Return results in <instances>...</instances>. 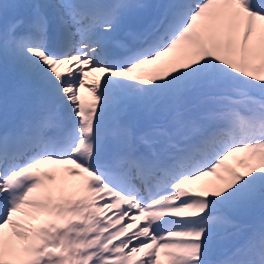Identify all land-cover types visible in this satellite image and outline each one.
Returning <instances> with one entry per match:
<instances>
[{
	"label": "snow or ice",
	"instance_id": "1",
	"mask_svg": "<svg viewBox=\"0 0 264 264\" xmlns=\"http://www.w3.org/2000/svg\"><path fill=\"white\" fill-rule=\"evenodd\" d=\"M0 264H264V0H0Z\"/></svg>",
	"mask_w": 264,
	"mask_h": 264
},
{
	"label": "rangeland",
	"instance_id": "2",
	"mask_svg": "<svg viewBox=\"0 0 264 264\" xmlns=\"http://www.w3.org/2000/svg\"><path fill=\"white\" fill-rule=\"evenodd\" d=\"M144 2H145V1H144ZM146 3H147V2H146ZM82 95L84 96L85 102L87 103V102L90 100V95H89L86 91L83 92ZM227 163L231 164L232 161H229V162H227ZM207 179H210V178H205V180H207ZM203 182H204V181H200V182H197V183L200 184V183H203Z\"/></svg>",
	"mask_w": 264,
	"mask_h": 264
}]
</instances>
